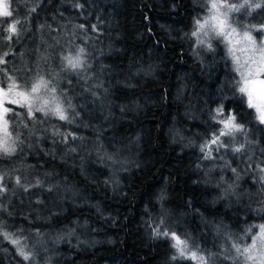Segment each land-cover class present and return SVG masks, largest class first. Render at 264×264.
Listing matches in <instances>:
<instances>
[{
    "label": "trees",
    "instance_id": "obj_1",
    "mask_svg": "<svg viewBox=\"0 0 264 264\" xmlns=\"http://www.w3.org/2000/svg\"><path fill=\"white\" fill-rule=\"evenodd\" d=\"M210 1L11 0L0 85L43 77L67 119L11 106L0 264H200L157 230L206 261L239 264L229 245L264 222V124L226 48L192 36ZM229 116L244 130L213 144Z\"/></svg>",
    "mask_w": 264,
    "mask_h": 264
},
{
    "label": "snow or ice",
    "instance_id": "obj_2",
    "mask_svg": "<svg viewBox=\"0 0 264 264\" xmlns=\"http://www.w3.org/2000/svg\"><path fill=\"white\" fill-rule=\"evenodd\" d=\"M264 8V0H241V2H229V0H211L209 6V16L203 21L196 20V30L192 32V36L197 38L198 43L204 44L205 41L201 39V36H209L211 33L216 37H221L229 45L228 52L231 55L233 63L235 64V71L239 74V92L247 96L248 107L255 110L256 118L261 124H264V39L257 45L256 39L252 35V31L264 33V23L259 25H245L243 32L238 31L237 27L231 23V13H240L244 10L245 16H251L257 9ZM35 11V9H31ZM0 17L8 18L13 17V11L11 10V0H0ZM3 23V21H0ZM21 23L19 20H14L10 23L7 32L9 35L6 39L11 40L14 35H18L17 25ZM3 31V29H0ZM211 48V45H208ZM83 52V49L80 50ZM5 56L8 53H4ZM68 66L72 69H76L81 66V60L79 56L65 57ZM4 63V60L0 58V64ZM11 81L7 90L0 89V131L3 135L0 137V154L12 155L16 151L15 141L11 140V133L9 132V122L5 118L6 114L11 111L4 105L15 104L19 107L27 109V114L32 116L34 111V105L39 102V107H35V111L51 112L61 120H66L65 110L57 97L55 96V87H49V81L40 77L34 83L30 85L27 90H19V85L12 77H8ZM50 93L51 98L45 99L41 92ZM15 95L17 99H11V95ZM69 106H71L69 104ZM222 113V109L217 110ZM224 125V129L221 130L218 136H214L212 143L219 142L220 136H232L234 132H242L243 126L235 122L234 116H229L227 119L221 121ZM26 126V125H25ZM18 139V136H17ZM223 147V143H220ZM234 151H241V148H236ZM235 172V169H232ZM264 171V169H262ZM4 177L0 175V194L6 191V186L2 183ZM17 184H20L19 178L16 180ZM3 224L0 223V228ZM258 227L259 232L251 236V244L241 248L237 244H233L232 247L236 251V260L240 261V264H264V225L253 226ZM248 233L252 232V229L247 230ZM6 239L9 238L8 233H0ZM157 235L169 236L174 241L172 247L177 250L179 257L190 258L193 260H199L200 264H207L205 257H198L196 252L189 254L188 241L181 240L175 233H169L164 231L161 233L157 230ZM13 245H20L18 239H12ZM19 255L24 260H29L30 255L26 253L23 247L18 249ZM172 259H177V256H173Z\"/></svg>",
    "mask_w": 264,
    "mask_h": 264
},
{
    "label": "rangeland",
    "instance_id": "obj_3",
    "mask_svg": "<svg viewBox=\"0 0 264 264\" xmlns=\"http://www.w3.org/2000/svg\"><path fill=\"white\" fill-rule=\"evenodd\" d=\"M211 2V1H210ZM241 2V1H240ZM209 6H210V3H209ZM263 8H261V9H257L255 12H253L252 13V15L251 16H245L243 13H244V10H242V12H240V13H231L230 15H231V23L233 24V26H235V27H237V29H238V31H240L241 33L243 32V30H244V27L243 26H245V25H259V24H262V23H264V20H262V21H260V22H257V20L259 19V18H262L263 16L262 15H256L255 16V14H256V12H258V11H260V10H262ZM209 14H210V12H209V7H208V9H207V11H206V13L203 15V16H201L200 17V20L201 21H203L205 18H207L208 16H209ZM196 30V25H195V29H194V31ZM252 35H253V37L256 39V42H257V45H259L260 44V42H261V40L262 39H264V33H262V32H257V31H252ZM195 39H196V41H197V38L195 37ZM201 39H203L204 41H205V43L204 44H200V43H198V41H197V44L198 45H200L202 48H205V49H207V48H209L208 47V45L210 44L211 45V47L213 46V44H215L216 42L217 43H220L221 45H223L225 48H226V51H227V53H228V55H229V57H230V59H231V61H232V63H233V60H232V58H231V55L229 54V52H228V48H229V45L227 44V42H225L224 40H223V38H221V37H216V36H214V35H212L211 33L209 34V36H201ZM75 57H77V56H72V58H75ZM81 60V59H80ZM81 63H82V60H81ZM233 65H234V68H235V64L233 63ZM236 74H237V76H238V80L240 79V77H239V74L236 72ZM7 88L8 87H3V86H1L0 85V89H4V90H7ZM19 90H23V89H21V88H18L17 89V91H19ZM41 95L45 98V99H50L51 98V94L50 93H47V92H44L43 90H42V92H41ZM245 97L247 98V96L245 95ZM10 98L11 99H17V97L13 94V95H11L10 96ZM5 107H8L9 109H11V106H13V107H19L18 105H15V104H5L4 105ZM35 107H39V102H37L35 105H34V110H35ZM10 113V111L6 114V119H7V116H8V114ZM223 124V123H222ZM222 130L224 129V125H222ZM2 135H3V133H2V131H0V137H2ZM234 136V134L231 136V137H233ZM10 142H11V140H10ZM221 142V136L219 137V142L217 143V144H219ZM259 225H264V222L263 223H261V224H259ZM258 226V225H257ZM259 232V228L258 227H256V229H255V231H253L252 233H251V235H250V237H249V239L246 241V242H241V243H235V244H237V245H239L241 248H243V247H245V246H247V245H249V244H251V236L253 235V234H256V233H258ZM247 234H244L243 236H241V239L242 240H245V236H246ZM234 244V243H233ZM233 244H230L229 245V251H230V254L234 257V258H236V251H235V249L232 247V245ZM232 248V249H231ZM188 252H189V254L191 253V252H196L194 249L193 250H188ZM198 252H196V254H197ZM197 256L198 257H200V256H203V255H201V254H197ZM187 259H190V258H187ZM190 260H192V261H194V262H198L199 260L197 259V260H193V259H190ZM238 261V260H237ZM239 262V264H240V261H238ZM207 263L208 264H226L222 259H214V258H208V260H207Z\"/></svg>",
    "mask_w": 264,
    "mask_h": 264
}]
</instances>
